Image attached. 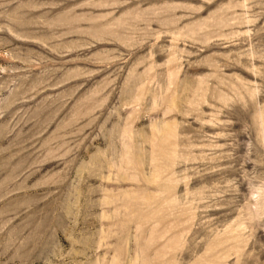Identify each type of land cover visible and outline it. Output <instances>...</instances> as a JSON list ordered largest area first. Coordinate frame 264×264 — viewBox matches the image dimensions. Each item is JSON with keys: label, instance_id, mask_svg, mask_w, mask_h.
<instances>
[{"label": "rangeland", "instance_id": "374dc122", "mask_svg": "<svg viewBox=\"0 0 264 264\" xmlns=\"http://www.w3.org/2000/svg\"><path fill=\"white\" fill-rule=\"evenodd\" d=\"M0 264H264V0H0Z\"/></svg>", "mask_w": 264, "mask_h": 264}]
</instances>
